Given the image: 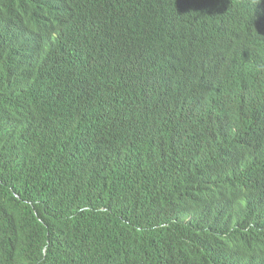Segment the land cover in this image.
<instances>
[{"label":"trees","instance_id":"1","mask_svg":"<svg viewBox=\"0 0 264 264\" xmlns=\"http://www.w3.org/2000/svg\"><path fill=\"white\" fill-rule=\"evenodd\" d=\"M0 2L40 12L34 0ZM98 20L76 9L55 43L41 29L23 49L0 31V264H264L257 207L238 188L204 198L220 140L237 133L225 119L245 120L250 143L264 127L261 101L235 114L209 103L223 78L204 73L200 41L112 68L85 37ZM227 50L230 69L264 80V50Z\"/></svg>","mask_w":264,"mask_h":264},{"label":"clouds","instance_id":"2","mask_svg":"<svg viewBox=\"0 0 264 264\" xmlns=\"http://www.w3.org/2000/svg\"><path fill=\"white\" fill-rule=\"evenodd\" d=\"M47 1L50 6L34 0L40 12L32 15L17 4L0 2V9H10L0 12L1 34L7 36L11 44L18 42L23 49L38 40L41 29H51L52 34L43 42L55 43L58 26L69 21L76 9H83L99 16L100 20L87 26L85 37L96 54L112 68L141 51L177 56L187 43L200 41L205 50L204 73H217L223 78L219 83L225 86L215 101L208 102L228 114L246 112L247 105L256 98L264 106V80L257 84L258 76L238 64L239 68L230 69L234 63L227 50L230 44L237 54L251 44L264 50V0ZM191 48L195 49V45ZM88 58L83 57L82 61ZM127 108L116 106L114 109ZM229 121L225 119L226 130L234 129L237 133L227 142L219 139L224 158L213 156L206 174L217 178L205 181L207 196L204 198L212 202L233 197L238 188L236 199L242 203L248 200L247 204L257 207L263 223L264 127L252 130L248 143L246 121L242 119L240 124H229ZM122 124L115 120L111 129L118 132ZM186 181L193 186L191 194L200 197V185L190 176Z\"/></svg>","mask_w":264,"mask_h":264},{"label":"water","instance_id":"3","mask_svg":"<svg viewBox=\"0 0 264 264\" xmlns=\"http://www.w3.org/2000/svg\"><path fill=\"white\" fill-rule=\"evenodd\" d=\"M209 86H207L206 88H208ZM213 87H215V88H217L218 89V91H224V89H225V86H224V84H222V83H219V86H211V88H213ZM227 94H225V96H226Z\"/></svg>","mask_w":264,"mask_h":264},{"label":"bare ground","instance_id":"4","mask_svg":"<svg viewBox=\"0 0 264 264\" xmlns=\"http://www.w3.org/2000/svg\"><path fill=\"white\" fill-rule=\"evenodd\" d=\"M224 48H226V47H224ZM192 79V78H191Z\"/></svg>","mask_w":264,"mask_h":264}]
</instances>
